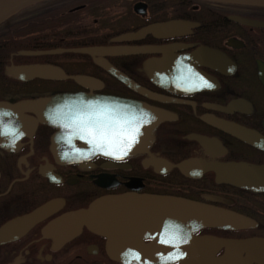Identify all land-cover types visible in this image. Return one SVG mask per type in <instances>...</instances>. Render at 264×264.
Returning a JSON list of instances; mask_svg holds the SVG:
<instances>
[{
	"label": "flooded vegetation",
	"instance_id": "1",
	"mask_svg": "<svg viewBox=\"0 0 264 264\" xmlns=\"http://www.w3.org/2000/svg\"><path fill=\"white\" fill-rule=\"evenodd\" d=\"M67 97L87 138L48 118ZM126 100L158 120L131 147ZM0 264H264V6L41 0L0 28Z\"/></svg>",
	"mask_w": 264,
	"mask_h": 264
},
{
	"label": "water",
	"instance_id": "2",
	"mask_svg": "<svg viewBox=\"0 0 264 264\" xmlns=\"http://www.w3.org/2000/svg\"><path fill=\"white\" fill-rule=\"evenodd\" d=\"M41 0H0V25L5 22L8 18L12 17L26 6L39 2ZM217 2H224V3H235V4H248V5H259L264 6V0H211ZM242 21H246L245 19H241ZM26 70H18V72L23 73ZM27 72V71H26ZM66 105H62L65 109L60 114H52L48 115V118L53 123H60V126L63 127V131L67 134H70L71 137L74 138L73 132L80 131L84 133V136L87 138V131L89 129V123H91V116L96 117V114L89 111V100L87 98H81L79 100H75L74 98H64L63 100ZM123 107H126L127 116L130 117L134 114H137L143 118V120H147L146 117L149 116L148 108L145 105L143 107L140 104H136L134 101L126 100L123 101ZM61 106V105H60ZM122 108V107H121ZM143 108V111L140 115L139 110ZM145 116V117H144ZM158 122L155 121L154 123H142L139 127V135L143 138L152 139L151 135H149V130L156 125ZM135 122L127 127L126 133L130 134L132 129L135 128ZM137 126V125H136ZM138 135V134H137ZM118 201L114 200H100L94 202L88 211H81L79 214L80 218L89 221L91 224L95 220L101 219L105 222L106 219H119V211L120 208L117 205ZM193 208V206L191 205ZM224 213H220L219 215L217 212L210 213L205 217H202V224H218L222 225L225 224V221H234V218L231 216H224ZM200 218V217H199ZM198 218V219H199ZM239 222L241 219L237 218ZM100 221V220H99ZM218 221L222 222L219 223ZM226 225V224H225ZM93 226V224H92ZM162 262L169 261L166 259H162ZM165 263V262H164Z\"/></svg>",
	"mask_w": 264,
	"mask_h": 264
},
{
	"label": "snow or ice",
	"instance_id": "3",
	"mask_svg": "<svg viewBox=\"0 0 264 264\" xmlns=\"http://www.w3.org/2000/svg\"><path fill=\"white\" fill-rule=\"evenodd\" d=\"M207 86H208V87H212L211 84H208ZM142 123H148V121H147V120H143ZM137 134H139V126H138V125H137L135 128H133L132 131H131V133L128 134V136H127V141H128V145H127V146H128V147H131V144H132L133 142H135V140H136V135H137ZM82 138H83V137H82ZM100 139H101V140L104 139V133H103V132H101V134H100ZM90 142H94V141H90ZM98 147H102V144H98ZM105 154H106V155H113L114 153L106 152Z\"/></svg>",
	"mask_w": 264,
	"mask_h": 264
},
{
	"label": "trees",
	"instance_id": "4",
	"mask_svg": "<svg viewBox=\"0 0 264 264\" xmlns=\"http://www.w3.org/2000/svg\"><path fill=\"white\" fill-rule=\"evenodd\" d=\"M22 12V10H21ZM13 17L9 18L8 20H6L3 24L0 25V28H2L3 26H5Z\"/></svg>",
	"mask_w": 264,
	"mask_h": 264
}]
</instances>
